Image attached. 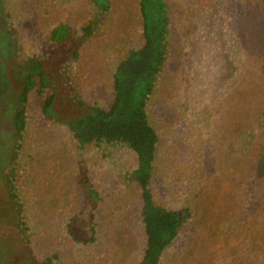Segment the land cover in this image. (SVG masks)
<instances>
[{"label": "rangeland", "instance_id": "1", "mask_svg": "<svg viewBox=\"0 0 264 264\" xmlns=\"http://www.w3.org/2000/svg\"><path fill=\"white\" fill-rule=\"evenodd\" d=\"M109 1L108 14L79 43L96 18L88 0H0V58H40L60 80L52 119L41 114L52 92L29 94L20 141L2 99L0 264L140 263L134 154L121 144L80 147L57 120L93 104L107 107L112 73L140 46L136 0ZM164 2L172 18L167 56L145 108L157 136L148 188L158 206L188 217L158 264H264L261 1ZM58 25L68 26L70 38L52 46L48 35ZM240 78L260 80L261 88L255 101L231 104L226 85Z\"/></svg>", "mask_w": 264, "mask_h": 264}, {"label": "trees", "instance_id": "2", "mask_svg": "<svg viewBox=\"0 0 264 264\" xmlns=\"http://www.w3.org/2000/svg\"><path fill=\"white\" fill-rule=\"evenodd\" d=\"M88 1L96 12V18L81 29L79 43L91 37L100 19L110 11L109 0ZM260 1L264 9V0ZM136 4L141 43L137 49L128 51L112 73L113 96L110 104L107 107L96 104L86 106L82 112L57 120L65 125L80 147L93 143L121 144L134 154L135 169L131 179L139 190L140 221L145 238L139 264H158L162 252L176 238L177 231L188 217L186 211L181 215L182 211L158 206L153 201L148 188L153 172L157 136L149 124L145 108L166 61L172 18L164 0H136ZM69 38L68 26L58 25L49 32L47 40L52 46H61ZM70 54L76 59V51H71ZM8 57L0 58V115L4 112L2 101L4 98L6 104L11 106L9 126L12 136L16 141H20L26 127V105L29 94L32 91H36L37 95L43 94L45 90L52 92L41 106V114L52 119L53 104L57 90L60 88V80L52 74L47 61L40 58L9 59ZM58 68L60 66L55 67L54 70ZM255 76L259 77L257 74ZM243 80L240 78L232 86L226 85L231 91L230 98L231 101L233 100L230 101L231 104L251 103L247 100L255 101L256 90L261 88L260 80L255 81V85L242 82ZM13 88H18L14 97L10 95V91L14 93ZM77 106H81V103L78 102ZM261 143H264V139ZM259 144V141H252L251 147L255 149ZM256 152L257 149L251 156L253 157ZM260 178L264 179V176ZM85 185L87 188V183ZM87 194L93 195L90 188ZM51 262V258H46L40 264H55Z\"/></svg>", "mask_w": 264, "mask_h": 264}]
</instances>
